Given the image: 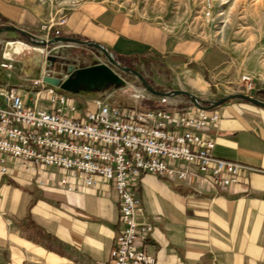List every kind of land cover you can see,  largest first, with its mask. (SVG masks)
Segmentation results:
<instances>
[{"label": "crops", "instance_id": "obj_1", "mask_svg": "<svg viewBox=\"0 0 264 264\" xmlns=\"http://www.w3.org/2000/svg\"><path fill=\"white\" fill-rule=\"evenodd\" d=\"M47 18L36 0H0V25L46 38L41 27ZM56 30L57 36L98 42L118 57L174 52L157 27L95 3L70 11L62 24L54 25L49 38ZM9 32L17 37L7 38L26 39ZM78 49L74 53L94 54L88 46ZM42 67L21 72L20 64L18 82L37 77ZM31 72V77H22ZM80 92L86 93L78 94L81 108L92 107L90 100L104 94ZM40 106L51 107L43 101ZM214 110L218 121L202 131L214 141L212 154L250 169L242 170L238 182L230 186L199 175L188 181L150 173L133 179L140 199L137 219L153 226L144 249L156 257V264H264V107L229 99ZM4 164L0 264H111L110 251L121 225L119 200L110 183L87 186L65 170L25 167L11 157Z\"/></svg>", "mask_w": 264, "mask_h": 264}, {"label": "built area", "instance_id": "obj_2", "mask_svg": "<svg viewBox=\"0 0 264 264\" xmlns=\"http://www.w3.org/2000/svg\"><path fill=\"white\" fill-rule=\"evenodd\" d=\"M53 27L42 25L45 39ZM42 65L37 77L0 84V171L6 173L4 163L11 157L25 167L65 170L87 186L110 183L119 200L121 225L111 264H156V257L144 249L153 226L137 219L140 199L133 179L150 173L188 181L199 175L230 186L242 170L250 169L212 154L214 141L202 131L219 119L213 107L199 108L190 101L178 108L176 95H161L158 106L142 108L116 103L109 93L91 99L92 107L81 108L42 79L49 75L64 81L69 74L46 68V59ZM14 68V61L0 60V69ZM242 80L252 87L248 74ZM41 101L51 107H41ZM61 183L67 184L66 178Z\"/></svg>", "mask_w": 264, "mask_h": 264}, {"label": "rangeland", "instance_id": "obj_3", "mask_svg": "<svg viewBox=\"0 0 264 264\" xmlns=\"http://www.w3.org/2000/svg\"><path fill=\"white\" fill-rule=\"evenodd\" d=\"M36 1L47 12L45 24L53 26L77 6L95 3L160 29L168 37L174 52H152L135 58L126 55L118 57L110 52L121 66L140 72L156 90H185L195 94L204 102L203 105H209L210 101H217L230 94L254 97L255 91L264 90V0ZM7 37L17 35L9 31L2 32L1 47L7 40L20 39ZM93 50L98 59L107 63L122 79L121 86L107 87L103 96L111 93L109 97L116 103L142 108L159 105V96L146 90L136 75L122 71L110 64L100 50ZM19 65L14 61L13 70L0 69V80L7 84H17L19 80L16 71ZM244 74L251 77V88L242 80ZM64 93L70 98L74 96L67 91ZM75 94L78 96L86 93ZM77 98L78 105L82 107L81 98ZM175 98L178 108L191 101L185 95H176Z\"/></svg>", "mask_w": 264, "mask_h": 264}, {"label": "water", "instance_id": "obj_4", "mask_svg": "<svg viewBox=\"0 0 264 264\" xmlns=\"http://www.w3.org/2000/svg\"><path fill=\"white\" fill-rule=\"evenodd\" d=\"M4 31L18 32L28 37L29 42L19 39L7 40L2 47L0 46L1 57L20 63L22 66L21 72H28L30 67L40 70L43 63L42 59L45 58L46 68L53 67L57 72H67L69 74L64 81H61L57 76L44 75L42 77L43 81L58 86L63 91L78 93L80 90H84L96 93L102 90L105 93V89L109 86L119 87L122 85L121 77L107 63L101 62L94 54L87 55L84 51L74 53L75 49L83 45L100 50L110 64L122 71L136 75L145 89L154 95H185L199 108L216 107L232 98H240L264 107V101L246 94L226 95L217 101H210L209 105H203L202 103L204 102L198 99L195 94L185 90H156L140 72L130 67L121 66L106 47L95 41L62 36L45 39L13 25L0 27V34ZM31 74L32 72L22 77H31Z\"/></svg>", "mask_w": 264, "mask_h": 264}, {"label": "trees", "instance_id": "obj_5", "mask_svg": "<svg viewBox=\"0 0 264 264\" xmlns=\"http://www.w3.org/2000/svg\"><path fill=\"white\" fill-rule=\"evenodd\" d=\"M253 96L261 101H264V90L255 91Z\"/></svg>", "mask_w": 264, "mask_h": 264}]
</instances>
